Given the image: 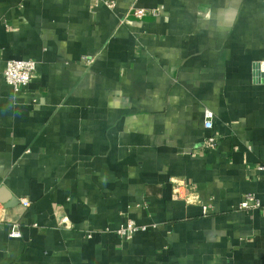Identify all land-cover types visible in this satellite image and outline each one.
Returning a JSON list of instances; mask_svg holds the SVG:
<instances>
[{
  "label": "crops",
  "instance_id": "1",
  "mask_svg": "<svg viewBox=\"0 0 264 264\" xmlns=\"http://www.w3.org/2000/svg\"><path fill=\"white\" fill-rule=\"evenodd\" d=\"M111 1L0 0V264H264V0Z\"/></svg>",
  "mask_w": 264,
  "mask_h": 264
},
{
  "label": "built area",
  "instance_id": "2",
  "mask_svg": "<svg viewBox=\"0 0 264 264\" xmlns=\"http://www.w3.org/2000/svg\"><path fill=\"white\" fill-rule=\"evenodd\" d=\"M93 3H103L107 8L113 9L114 3L111 0H91ZM163 10L162 6H155L149 9L133 7L130 9V12L135 18H142L146 15L157 16ZM36 64L33 60L27 59H9L6 61L4 70H3V79L4 81L12 86L15 90L26 86L35 72ZM212 117L213 114L210 110L204 111V127L210 129L212 127ZM217 142V137L209 136L203 141V146L206 149H212L215 147ZM259 168H263L259 166ZM190 189V188H189ZM191 190V189H190ZM192 191V190H191ZM190 191V192H191ZM178 194V189L175 190ZM22 204L24 206L28 205V200L22 199ZM203 213L207 214L209 212L208 208L203 205ZM239 208L247 209L254 208L259 209L261 213L264 214V205L256 199L252 194H245L239 202ZM16 225H13L10 231L11 237H19V230L16 228ZM146 227L143 225L136 224L133 220H127L123 225H120L115 229V233L118 237L123 240H128L132 235L138 231L145 230Z\"/></svg>",
  "mask_w": 264,
  "mask_h": 264
},
{
  "label": "water",
  "instance_id": "3",
  "mask_svg": "<svg viewBox=\"0 0 264 264\" xmlns=\"http://www.w3.org/2000/svg\"><path fill=\"white\" fill-rule=\"evenodd\" d=\"M254 81L264 83V72L260 70L259 64L256 63L253 66Z\"/></svg>",
  "mask_w": 264,
  "mask_h": 264
}]
</instances>
